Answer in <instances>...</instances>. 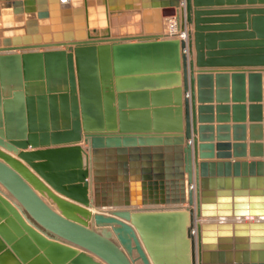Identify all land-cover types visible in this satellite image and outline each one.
Here are the masks:
<instances>
[{
    "label": "water",
    "instance_id": "water-1",
    "mask_svg": "<svg viewBox=\"0 0 264 264\" xmlns=\"http://www.w3.org/2000/svg\"><path fill=\"white\" fill-rule=\"evenodd\" d=\"M0 10L24 27L0 35V264H264V143L253 135L264 125H248L249 156L263 158L240 161L227 158L246 156V125L211 124L230 109L244 121L246 82L260 122L264 0H0ZM163 18L193 24L187 41L167 37ZM229 95L240 103L224 104ZM151 112L164 122H136ZM229 129L233 143L219 133ZM157 204L186 206L146 208Z\"/></svg>",
    "mask_w": 264,
    "mask_h": 264
},
{
    "label": "crops",
    "instance_id": "crops-1",
    "mask_svg": "<svg viewBox=\"0 0 264 264\" xmlns=\"http://www.w3.org/2000/svg\"><path fill=\"white\" fill-rule=\"evenodd\" d=\"M224 16H227V15H224ZM164 19H167V18H163V20H162V22L164 21ZM165 23H167V20L166 21H164V27H165ZM186 27V30H191V32H193V24H190V25H186L185 26ZM185 41H187V40H185ZM40 50H43V49H40ZM193 60V62L195 63V50H194V47L192 46V55L191 54H187V60L188 61H190V60ZM188 67V66H187ZM198 70H200V68H198L197 66H195V64H194V66H193V73H194V77L196 76V74H197V71ZM213 73H215V72H213ZM229 101L227 102V103H224V104H228V105H234V104H239L240 102H237V103H235V102H233L232 101V99H231V96L229 95ZM249 95H248V89H247V82H246V88H245V100H244V102H242V103H244L245 104V106H246V109H245V113H244V121L243 122H238V121H236V122H234L233 121V115H232V111H231V109L229 110V112L227 113L228 114V122H217V119H216V112L214 111L213 112V122L211 123V124H213L214 126H216L217 124H229L230 126H232L233 124H239V123H244L245 125H246V127H245V129H244V138H245V143H246V149H245V151H246V156H244V157H231V158H227V159H229V160H240V161H242V160H251V159H261V158H263V157H250L249 156V146H248V144L251 142V140H250V132H249V128H248V125L250 124V123H261L262 125H264V85H263V82H262V91H261V100H260V102H258V103H260L261 105H262V108H261V111H260V122H258L257 120H254V119H252V120H250L251 118H250V114H249V111H248V106H249V104H252V103H257V102H250L249 101ZM140 100L138 101V102H141V104H143L144 102H151V96H150V94H148L147 95V97H146V101H144V98L142 97V98H139ZM199 103L196 101V103H195V105L197 106ZM220 104H222V103H220ZM223 104V105H224ZM212 105H214V106H216V105H218V103L216 102V101H213L212 102ZM140 109H144V108H140ZM154 119H158V120H160L161 122L163 121L164 122V120H165V116L164 115H162V114H157V115H155V117L152 115V112L151 113H149V115L148 116H146V115H138L137 117H136V122L137 123H139L140 125H142V124H147V123H153V120ZM200 123L198 122V121H196V125H199ZM209 134H211V135H213V137L214 138H216V135H217V132L216 131H212V132H208ZM221 135H228L229 136V142L230 143H233L234 141H233V131H232V129H229L228 131H221V132H219ZM240 133H241V130H237V135H240ZM259 133H261V140H254V142H262V143H264V126L262 127V129H261V131L259 130V129H254L253 130V135H258ZM191 136L192 137H198V134L197 133H191ZM237 137H241V136H237ZM255 137V136H254ZM217 141H216V139H214L213 140V143H216ZM82 146H84L83 144H82ZM239 149V148H238ZM28 150H31L30 148H28L26 151H28ZM262 150L264 151V147H262ZM230 151H232V150H230ZM151 153H152V158H151V162L150 163H153V162H162V164H161V166H156L157 168H162L163 167V160H165V156H164V154L162 155V153L160 152V151H157V152H152V151H150ZM12 156H14V157H16V155L15 154H13V153H11V152H9ZM154 155H157V157H154ZM158 155H162L161 157H159ZM17 158V157H16ZM22 163H24V164H26L25 162H23L22 160H20ZM84 161H85V157L83 156V163H84ZM125 162L126 163V170L128 171V172H130V171H132V172H135L136 170H139L140 169V167H141V160H139L138 162H133V166L132 165H130L131 163H130V160H129V158H126L125 160H121L120 159V157H119V159H118V156L116 157V163L118 162H120V163H122V162ZM199 161H200V159H199ZM137 163H138V166H136L137 165ZM155 165L154 164H151L150 165V167H154ZM102 169H105L104 167L102 168ZM41 179V178H40ZM42 180V179H41ZM43 181V180H42ZM44 182V181H43ZM45 183V182H44ZM47 185V184H46ZM1 187V186H0ZM52 191H54L50 186H48ZM1 189H3L2 187H1ZM187 189H188V186L186 185V183H185V192H187ZM89 195L91 196V192H90V190H89ZM43 199H44V201L46 202V203H50V201L47 199V198H45V197H43ZM173 205V206H172ZM180 206H183V207H185L186 205H181V204H167V205H162V204H157V205H147L146 206V208H174V207H180ZM52 208L54 209V210H56L57 212H58V210H57V208H56V206L55 205H52ZM138 208H145V206H141V207H138ZM111 208H100L99 210H103L104 212H107L106 210H110ZM92 258L95 260V261H97V262H100L101 264H105V263H103L102 261H100L97 257H95V256H93L92 255Z\"/></svg>",
    "mask_w": 264,
    "mask_h": 264
},
{
    "label": "bare ground",
    "instance_id": "bare-ground-1",
    "mask_svg": "<svg viewBox=\"0 0 264 264\" xmlns=\"http://www.w3.org/2000/svg\"><path fill=\"white\" fill-rule=\"evenodd\" d=\"M1 12L2 11L0 10V35L3 34L4 32H10V33H14L15 34V33H19V32L24 31V27L16 28L15 26H12L10 24V22H8V21H10V19L9 18L7 19V18L4 17L5 12H2V13ZM166 20H167V24L165 23L166 25H165V29H164V21H166ZM164 21H163V33H165L167 37H170V35H171L170 33L172 32V28H170V26H169L168 18L164 19ZM48 49H50V48H48ZM92 211H96V210L92 209ZM250 219L253 220L254 217L253 218H251V217L245 218L246 221H248ZM137 264H139V263H137Z\"/></svg>",
    "mask_w": 264,
    "mask_h": 264
},
{
    "label": "built area",
    "instance_id": "built-area-1",
    "mask_svg": "<svg viewBox=\"0 0 264 264\" xmlns=\"http://www.w3.org/2000/svg\"><path fill=\"white\" fill-rule=\"evenodd\" d=\"M169 20V26L172 28V32L170 33V37L178 38V39H184L187 40V32L186 30L181 31L176 28V22L174 18H168ZM181 207V206H180Z\"/></svg>",
    "mask_w": 264,
    "mask_h": 264
},
{
    "label": "rangeland",
    "instance_id": "rangeland-1",
    "mask_svg": "<svg viewBox=\"0 0 264 264\" xmlns=\"http://www.w3.org/2000/svg\"><path fill=\"white\" fill-rule=\"evenodd\" d=\"M167 24V23H166ZM164 29H165V27H164ZM165 32V31H164Z\"/></svg>",
    "mask_w": 264,
    "mask_h": 264
}]
</instances>
